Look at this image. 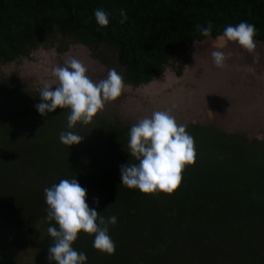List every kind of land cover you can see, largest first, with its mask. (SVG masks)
<instances>
[{
    "label": "trees",
    "instance_id": "16d2710c",
    "mask_svg": "<svg viewBox=\"0 0 264 264\" xmlns=\"http://www.w3.org/2000/svg\"><path fill=\"white\" fill-rule=\"evenodd\" d=\"M96 9L109 14L106 28L96 23ZM240 22L254 25V39L264 42V0H0V64L44 45L60 52L69 42L101 63L113 59L125 84L137 87L170 65L180 74L190 45ZM208 23L204 37L196 26ZM39 94L0 78V230L11 225L14 237L34 239L32 264H55L47 259V230L57 226L47 220L44 189L73 178L90 208L105 220L117 217L109 226L111 256L93 248V236L78 235L73 248L86 254L85 264H264V141L187 125L195 163L174 194L153 197L121 185V166L138 163L128 153L131 126L97 114L69 129L70 110L42 117ZM67 131L81 143L63 145ZM4 249L0 264H29Z\"/></svg>",
    "mask_w": 264,
    "mask_h": 264
},
{
    "label": "clouds",
    "instance_id": "9594fccd",
    "mask_svg": "<svg viewBox=\"0 0 264 264\" xmlns=\"http://www.w3.org/2000/svg\"><path fill=\"white\" fill-rule=\"evenodd\" d=\"M121 23L126 22L124 10L120 12ZM95 21L100 28L109 25V14L103 9L94 11ZM197 30L209 37L212 24ZM256 28L247 22L228 25L218 37L225 43H234L253 56L256 55ZM211 58L217 69L227 67L223 51H212ZM251 71V69H249ZM52 82H45L40 89L41 103L36 105L43 117L56 109H69L67 127L77 123L89 125L107 103L115 102L122 96L127 85L123 77L109 69L107 77L98 81L88 75L87 66L79 59L69 57L62 66L51 69ZM55 84V86H54ZM54 88V90H53ZM82 136L72 132H61L59 139L68 147L78 145ZM128 153L138 163L121 166V185L137 189L144 195L156 196L162 193L174 194L182 182L186 166H192L196 159L194 138L187 132L186 125L177 122L171 110H156L134 123L129 132ZM47 205V220L55 221L57 227L50 226L48 235L53 243L48 249L47 259L55 264H85L86 254L73 248L80 233L93 236V248L101 254L115 253V243L109 235V226L117 223V217L107 220L86 202V189L75 178L62 179L58 184L44 189ZM98 204V199L94 201Z\"/></svg>",
    "mask_w": 264,
    "mask_h": 264
},
{
    "label": "rangeland",
    "instance_id": "374dc122",
    "mask_svg": "<svg viewBox=\"0 0 264 264\" xmlns=\"http://www.w3.org/2000/svg\"><path fill=\"white\" fill-rule=\"evenodd\" d=\"M64 45L67 48H60V52L44 45L28 58L0 64V78L11 79L26 90L40 91L45 82L54 81L51 69L62 66L69 57L81 60L95 81L106 78L109 69L119 73L113 59L104 64L82 45ZM217 50L226 56L227 67L223 69H217L211 58L212 51ZM256 55L259 60L253 63L252 55L220 39L193 43L180 74L170 65L147 85H127L122 96L107 103L98 114L132 126L153 111L171 110L180 124L212 126L229 134L239 133L249 141H264V49L257 45ZM222 110L225 115L220 114ZM42 121L37 119V124ZM10 227L0 230V244L5 251L15 252L21 262L32 264L37 258V243L32 238L14 237Z\"/></svg>",
    "mask_w": 264,
    "mask_h": 264
},
{
    "label": "water",
    "instance_id": "95a60500",
    "mask_svg": "<svg viewBox=\"0 0 264 264\" xmlns=\"http://www.w3.org/2000/svg\"><path fill=\"white\" fill-rule=\"evenodd\" d=\"M207 39H213V38H207ZM215 39H218V38H215ZM255 42H256V45L257 46H260V47H262L263 49H264V42H262V41H258V40H255ZM193 45V44H192ZM192 45H190V47L192 46ZM152 82V81H151ZM150 83V82H149ZM149 83H147V84H149ZM147 84H144V85H147ZM206 96V99L208 100V96L207 95H205ZM210 96H212V92H211V94H210ZM219 114V113H218ZM220 114L222 115H225L224 114V110H222V111H220Z\"/></svg>",
    "mask_w": 264,
    "mask_h": 264
},
{
    "label": "flooded vegetation",
    "instance_id": "af4514ba",
    "mask_svg": "<svg viewBox=\"0 0 264 264\" xmlns=\"http://www.w3.org/2000/svg\"><path fill=\"white\" fill-rule=\"evenodd\" d=\"M141 86V85H140ZM138 87V86H137Z\"/></svg>",
    "mask_w": 264,
    "mask_h": 264
}]
</instances>
